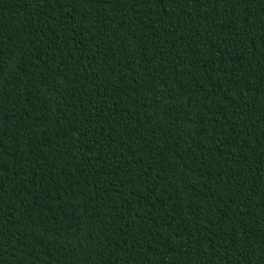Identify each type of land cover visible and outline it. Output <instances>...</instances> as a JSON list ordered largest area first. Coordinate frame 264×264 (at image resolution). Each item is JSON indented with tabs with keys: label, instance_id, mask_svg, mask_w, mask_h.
<instances>
[{
	"label": "trees",
	"instance_id": "16d2710c",
	"mask_svg": "<svg viewBox=\"0 0 264 264\" xmlns=\"http://www.w3.org/2000/svg\"><path fill=\"white\" fill-rule=\"evenodd\" d=\"M0 264H264V0H0Z\"/></svg>",
	"mask_w": 264,
	"mask_h": 264
}]
</instances>
